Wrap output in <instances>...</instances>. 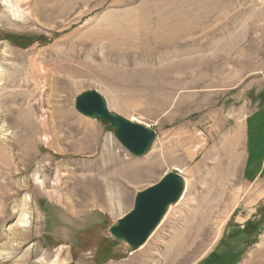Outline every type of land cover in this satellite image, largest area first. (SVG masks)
Listing matches in <instances>:
<instances>
[{
  "label": "rangeland",
  "instance_id": "obj_1",
  "mask_svg": "<svg viewBox=\"0 0 264 264\" xmlns=\"http://www.w3.org/2000/svg\"><path fill=\"white\" fill-rule=\"evenodd\" d=\"M0 100V264H264V0H0ZM167 171L186 191L129 253L108 227Z\"/></svg>",
  "mask_w": 264,
  "mask_h": 264
},
{
  "label": "water",
  "instance_id": "obj_2",
  "mask_svg": "<svg viewBox=\"0 0 264 264\" xmlns=\"http://www.w3.org/2000/svg\"><path fill=\"white\" fill-rule=\"evenodd\" d=\"M74 107L84 117L111 127L123 148L135 157L145 156L157 139L152 127L111 111L106 98L95 89L77 94ZM185 191L186 180L182 174L165 172L156 182L135 192L131 209L109 225L110 237L124 243L129 253L137 251L156 231L171 207L182 199Z\"/></svg>",
  "mask_w": 264,
  "mask_h": 264
},
{
  "label": "bare ground",
  "instance_id": "obj_3",
  "mask_svg": "<svg viewBox=\"0 0 264 264\" xmlns=\"http://www.w3.org/2000/svg\"><path fill=\"white\" fill-rule=\"evenodd\" d=\"M174 39V37L171 35V36H169L168 38H167V43H170V41H172ZM163 43V42H162ZM164 44V43H163ZM1 101V100H0ZM1 106V105H0ZM0 116H1V107H0ZM0 132H1V126H0ZM57 141L58 140H60V138H57L56 139ZM1 141V140H0ZM2 156H3V154H2V148H1V142H0V175H1V173H2V171L1 170H3L2 169V167H4V166H2ZM230 156H231V158H228V164H227V168L229 167L230 168V173H232L233 172V170H234V168H237L236 166H237V164H238V159H239V154L236 152V150L234 149V150H232V152H230ZM229 156V157H230ZM107 165V164H106ZM110 168V167H109ZM4 169H6V168H4ZM7 169H9V168H7ZM100 169H102V167H100ZM106 169V168H105ZM109 172V171H108ZM8 173V172H7ZM102 173V172H101ZM105 173V172H104ZM67 177V176H66ZM71 177V176H70ZM69 177V178H70ZM96 180V179H95ZM90 182V181H89ZM42 183V182H41ZM82 183H83V180L81 179V177L80 176H78V175H75V186H74V188H75V190L76 191H79V190H77V189H79V187H77V186H82ZM105 184V183H104ZM108 185V184H107ZM77 187V188H76ZM105 187H106V185H105ZM80 189H82L81 187H80ZM65 193H67V192H65ZM70 193V192H69ZM70 203V205H72V203H73V205H74V202H69ZM23 226H27V225H23ZM146 256H149L150 257V254H147ZM146 256H144L143 258H145ZM152 256V255H151ZM170 256V255H169ZM174 258H175V256L174 257H172V256H170L169 258H167V264H172V262L174 261ZM171 259H172V262H171Z\"/></svg>",
  "mask_w": 264,
  "mask_h": 264
}]
</instances>
